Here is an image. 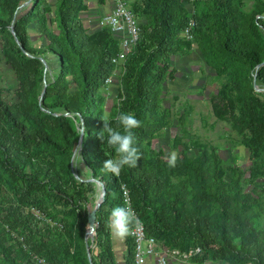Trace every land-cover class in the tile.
<instances>
[{
  "label": "trees",
  "instance_id": "trees-1",
  "mask_svg": "<svg viewBox=\"0 0 264 264\" xmlns=\"http://www.w3.org/2000/svg\"><path fill=\"white\" fill-rule=\"evenodd\" d=\"M129 6L141 33L120 63L121 34L105 18L99 28H87L80 18L88 10L84 0H0V61L16 82L14 90L0 87V264H37L34 256L47 264H90L87 244L93 264H133L132 235L123 238L119 255L107 227L111 210L125 204L123 186L160 250L199 249L193 264H264L258 192H264V0H133ZM190 20L192 41L184 35ZM196 52L219 82L214 113L248 150V165L227 171L213 144L189 138L191 106L177 120L175 166L154 147L173 121L163 106L167 83L177 78L173 59ZM121 111L141 122L133 129L141 157L117 177L101 170L105 151L115 153L99 132L100 117L109 114L116 127ZM82 121V151L73 160ZM247 166L255 185L244 191ZM91 180L104 184L106 196L95 237L86 241L98 196Z\"/></svg>",
  "mask_w": 264,
  "mask_h": 264
},
{
  "label": "rangeland",
  "instance_id": "rangeland-1",
  "mask_svg": "<svg viewBox=\"0 0 264 264\" xmlns=\"http://www.w3.org/2000/svg\"><path fill=\"white\" fill-rule=\"evenodd\" d=\"M178 58L182 61L176 64V68L173 65L177 70L176 81L167 83V89L163 95V106L171 109L173 121L170 128L163 132L162 137L154 142V147L157 150L160 146L167 156L174 152L172 151L174 149H172V141L180 131L177 120L181 114L189 112L188 107L191 106L192 109L188 113L189 138L193 137L201 143L213 144L219 150L225 170L231 168L235 163L248 165L249 163L247 164L246 161L249 155L248 150L241 145L237 134L232 131L230 126L219 120L214 113L212 98L217 92L219 82L216 81L213 75H210L208 70H205L201 57L197 52L189 56L180 55ZM117 75H119L118 68H116L115 73V76ZM49 76H52L51 69ZM0 87L6 90H14L16 87L13 71L1 61ZM7 101L11 102V98ZM192 154L194 155V151H192ZM248 167H246L247 171L242 179L244 191L253 189L255 185V181H252L249 177L250 170ZM97 191L99 193V187H97ZM258 192L263 194L264 199V192Z\"/></svg>",
  "mask_w": 264,
  "mask_h": 264
},
{
  "label": "clouds",
  "instance_id": "clouds-1",
  "mask_svg": "<svg viewBox=\"0 0 264 264\" xmlns=\"http://www.w3.org/2000/svg\"><path fill=\"white\" fill-rule=\"evenodd\" d=\"M103 128L99 132V138L106 143L107 147L114 150L115 155L108 156L103 162L102 171L119 176L125 167H135L141 157L139 149L134 146L135 136L133 129L140 126V121L132 112H119L115 116L116 127L111 126V117L105 113L102 117ZM122 129V131L120 130ZM106 137V140H105ZM177 153L169 154V166H175ZM140 220L134 210L125 202L123 206H115L109 216L107 227L116 238L123 239L133 233V229L138 227Z\"/></svg>",
  "mask_w": 264,
  "mask_h": 264
},
{
  "label": "built area",
  "instance_id": "built-area-1",
  "mask_svg": "<svg viewBox=\"0 0 264 264\" xmlns=\"http://www.w3.org/2000/svg\"><path fill=\"white\" fill-rule=\"evenodd\" d=\"M114 4V9L111 14L106 19V23L109 25L111 30L115 33L121 34V51L117 57L118 62H124L127 55L135 48L139 38H140V28L138 25V18L133 9L129 6L128 1L126 0H111ZM194 1V0H190ZM195 22L193 20L189 21V24L184 31V35L190 41L193 40L192 28L194 27ZM172 69V68H171ZM110 80H107V83H110ZM123 196L124 203L127 202L131 206V198L129 190L123 186ZM33 213L36 218L40 219L41 214L39 211L33 209ZM138 217V216H137ZM140 224L138 227L133 229L132 235V245H133V264H148L149 259L152 256H157L158 264H170L169 259L172 257L176 259V262L179 263H189L191 262V256H196L200 253V250L197 249L192 254H178L177 252H165L158 251L157 243L153 238L147 237L145 226L143 221L139 218ZM23 240V239H21ZM37 264H47V262L34 256Z\"/></svg>",
  "mask_w": 264,
  "mask_h": 264
},
{
  "label": "crops",
  "instance_id": "crops-1",
  "mask_svg": "<svg viewBox=\"0 0 264 264\" xmlns=\"http://www.w3.org/2000/svg\"><path fill=\"white\" fill-rule=\"evenodd\" d=\"M127 1L131 3L133 0H127ZM84 3L88 7V10H86V12L81 13L80 18L87 28L88 27L92 29L99 28L100 26L99 23L102 21L101 18L107 19L114 9V4L112 3L111 0H84ZM105 23H106V20H105ZM179 61H182V59L178 58L177 62H176V58L173 59V65L175 68H176V64H178ZM114 241H115L114 243L119 244L118 245L120 248L119 255H123L125 253L124 251L125 246L122 245L124 243V240L114 237ZM158 251H161V250L158 248ZM169 263L170 264H189V263L176 262V259H173L172 257H170ZM120 264H124V263L120 262ZM148 264H158L157 256H152L149 259ZM207 264H221V263L208 262Z\"/></svg>",
  "mask_w": 264,
  "mask_h": 264
},
{
  "label": "water",
  "instance_id": "water-1",
  "mask_svg": "<svg viewBox=\"0 0 264 264\" xmlns=\"http://www.w3.org/2000/svg\"><path fill=\"white\" fill-rule=\"evenodd\" d=\"M11 32L16 38V34L14 32L13 27L11 28ZM16 40L18 42L17 38H16ZM42 62H43V65L45 66V74H46L48 72V70H49V67H48V64L46 63V61L44 59H42ZM255 83H256V81H255ZM47 87H48V85H47L46 81H44V90L42 92L41 99L45 95ZM256 89L258 91H260L257 87H256ZM80 131H81V134H80L79 146H78V148L76 149V151L74 153L73 160H75V158L77 156H79L81 154V151H82V142H83V138H84V123H83V121L81 122ZM91 181L95 182L98 185L99 193H98V196H97V198H96V200H95V202L93 204L92 210H90V212H89V216H88V232L86 234V241L88 239H92L93 240L94 237H95L96 227H97V213L100 210V208L102 207V205L104 204L105 196H106V190H105L104 184L101 183L98 180H91ZM87 252H88V258H89L90 264H93L92 259H91V253H90L91 252L90 251V246L88 244H87Z\"/></svg>",
  "mask_w": 264,
  "mask_h": 264
}]
</instances>
